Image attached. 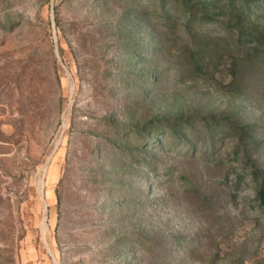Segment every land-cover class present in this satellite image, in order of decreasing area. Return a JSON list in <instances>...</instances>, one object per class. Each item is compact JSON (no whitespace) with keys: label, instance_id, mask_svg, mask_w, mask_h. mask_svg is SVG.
<instances>
[{"label":"rangeland","instance_id":"1","mask_svg":"<svg viewBox=\"0 0 264 264\" xmlns=\"http://www.w3.org/2000/svg\"><path fill=\"white\" fill-rule=\"evenodd\" d=\"M259 32L264 0H0V264H264Z\"/></svg>","mask_w":264,"mask_h":264},{"label":"trees","instance_id":"2","mask_svg":"<svg viewBox=\"0 0 264 264\" xmlns=\"http://www.w3.org/2000/svg\"><path fill=\"white\" fill-rule=\"evenodd\" d=\"M237 22L239 23V26L242 25L243 17L242 14H238L236 16ZM242 35V32H241ZM256 49H260V47H264V32H259L258 36L256 38ZM245 129L250 132L252 131V128L250 126H245ZM255 177H260L262 179V184L260 186V189L258 191V197L260 199L261 204L264 206V172L263 171H257L255 172Z\"/></svg>","mask_w":264,"mask_h":264}]
</instances>
